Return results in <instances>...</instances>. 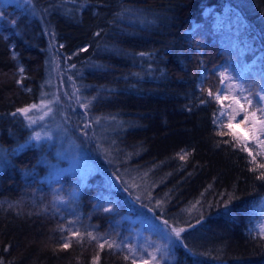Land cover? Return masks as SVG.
Listing matches in <instances>:
<instances>
[{"label":"trees","instance_id":"1","mask_svg":"<svg viewBox=\"0 0 264 264\" xmlns=\"http://www.w3.org/2000/svg\"><path fill=\"white\" fill-rule=\"evenodd\" d=\"M233 13L239 75L264 89V0H0L3 264H133L111 240L140 207L183 229L161 264H264V156L215 99ZM52 96L69 134L35 140L18 110ZM69 137L96 165L84 182L51 176Z\"/></svg>","mask_w":264,"mask_h":264},{"label":"rangeland","instance_id":"2","mask_svg":"<svg viewBox=\"0 0 264 264\" xmlns=\"http://www.w3.org/2000/svg\"><path fill=\"white\" fill-rule=\"evenodd\" d=\"M239 20H241V17L238 18L237 14L233 13L231 19L228 22H225L226 30L225 34H222L221 40L223 44H220L219 46H225L223 48L225 51L229 49V53L225 57L227 60H231V63H222L227 66L219 71V76L223 80L221 93L223 97H227L225 100L230 101L231 104L230 108L232 111L230 117L234 118L231 119L230 122L233 131L248 137V141H251V143L254 144L252 149L254 148L257 151L256 153L260 151V154L264 156V145L258 142L264 141V132L257 131V138L255 140L251 139L252 133L248 130L250 123H240L245 115L244 112H239L240 105H243L248 112L255 111L257 121L264 120V116L257 111L259 107H264V102H260L259 96L256 95L257 93L264 94V89L262 87L260 88L258 79L254 75H239L241 73L238 71L241 72V70L239 69L237 60H239V52L241 51L242 46L241 44L232 43L234 41L233 33H236L238 30ZM231 47H235V56H232V52H230ZM233 58L235 59L234 61L232 60ZM256 63L257 60L254 59L252 65L253 68L251 69L253 70V73L260 74L261 69L256 66ZM221 73H224L223 77L221 76ZM245 97L253 101L251 106L247 103ZM234 98L238 99L240 104H234L232 102ZM68 100L69 99H62V97L57 99L55 96H52L48 97V99L45 98L37 103L28 104L21 108L29 109L28 112H21V114L26 117L34 129L32 138L35 137L36 133H40L41 139L47 138L51 134L50 131L54 128L59 130L60 137L69 134L68 130L65 128L66 121L62 120L63 116L61 113L56 120L52 117L54 110L57 109L56 112L63 111L59 109L68 105ZM33 105H36V107L33 108ZM235 112H239V114L236 115ZM256 127L259 129V123H257ZM66 143L70 146L67 147L64 146V144L60 148L58 153H61L63 157L60 155L57 158L61 164L58 165L54 163L55 165L50 172L52 173L51 176L58 177L63 173H74L82 180V182H84L88 174L94 171L96 165L91 160L90 162L86 159V150L84 149V146L78 141H75V138H67ZM83 145H85L86 148V143ZM109 202L110 205L108 206H111L113 201L110 200ZM262 205H264V202H262ZM140 209L141 210L136 216H130L131 222L128 223L126 221L124 224L126 227L127 224H129L130 231L125 230L123 233L125 234L124 237H118L111 241L129 255L132 261L135 260V264H146V262L147 264H161L164 260L163 258L168 257L171 254L173 245L179 241L174 231V229H177L164 224L162 221L160 222L156 216L154 217L146 209L142 210V207H140ZM117 222L120 221L118 220ZM132 225L134 226L132 227ZM260 226L264 228V216ZM153 257H155V260H153Z\"/></svg>","mask_w":264,"mask_h":264},{"label":"snow or ice","instance_id":"3","mask_svg":"<svg viewBox=\"0 0 264 264\" xmlns=\"http://www.w3.org/2000/svg\"><path fill=\"white\" fill-rule=\"evenodd\" d=\"M0 15H2V14H0ZM221 76L223 77L224 76V73H221ZM209 95L211 96V95H213V93L211 91H209ZM256 95L259 96L260 102H264V94L257 93ZM215 99L218 102L223 103V100L224 99H227V97H222L219 94V92H217V94L215 95ZM245 99L247 100V103L251 106L252 103H253V101L251 99L246 98V97H245ZM232 102L234 104H240L239 100L238 99H235V98L233 99ZM32 107L35 108L36 105H33ZM85 107H87V105H85ZM18 111L26 113V112L29 111V109H19ZM257 111H259L261 113V115L264 116V107H259L257 109ZM239 112H244L245 113V115L243 116V119L240 121V123H242V124L245 123V122H249L250 123V127H249L248 130L252 133L251 139H254L255 140L257 138L256 137V132L257 131L264 132V120L257 121L256 120V113H255V111L248 112L247 109H245L243 105H240ZM239 112H235V114L238 115ZM222 115H223V113H222ZM233 118L234 117H230L229 118L230 121ZM257 123H259V125H260L259 129H257V127H256ZM228 127L231 128V123H229ZM221 135H223V133H221ZM232 136L237 141V143L241 145V150L242 151H248V148H247V140H248V137H245V136L241 135L240 133H235V132L232 133ZM34 138L36 140H40L41 139L40 133H36ZM258 142L260 144L264 145V141H258ZM248 154H249V156H252L253 161H254L255 160V157L253 156L252 152L251 151H248ZM181 159H184V156H181ZM260 167L261 168H264V165H260ZM253 170H255V169H253ZM257 179L264 180V171H262V172L259 173V175L257 176ZM174 231H175L176 236L179 237L180 236V232H182L183 229H179V230H175L174 229ZM88 235H89L90 239H93V240L97 239L96 237L92 236L91 233H89ZM63 246L65 248H67L69 246V244L67 242H65ZM99 247L101 249H103L105 247V244L104 243H100L99 244ZM108 247L109 248H112L113 247V244H108ZM126 259H127V257H126ZM153 260H155V257H153ZM0 264H3V262L0 261ZM133 264H135V260H133ZM146 264H147V262H146Z\"/></svg>","mask_w":264,"mask_h":264}]
</instances>
